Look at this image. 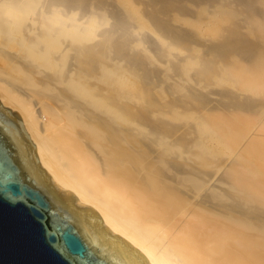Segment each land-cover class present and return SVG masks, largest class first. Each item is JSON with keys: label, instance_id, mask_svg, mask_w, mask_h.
<instances>
[{"label": "bare ground", "instance_id": "1", "mask_svg": "<svg viewBox=\"0 0 264 264\" xmlns=\"http://www.w3.org/2000/svg\"><path fill=\"white\" fill-rule=\"evenodd\" d=\"M0 93L148 260L264 264V0H0Z\"/></svg>", "mask_w": 264, "mask_h": 264}, {"label": "water", "instance_id": "2", "mask_svg": "<svg viewBox=\"0 0 264 264\" xmlns=\"http://www.w3.org/2000/svg\"><path fill=\"white\" fill-rule=\"evenodd\" d=\"M77 202L40 166L24 117L0 93V264H157Z\"/></svg>", "mask_w": 264, "mask_h": 264}]
</instances>
